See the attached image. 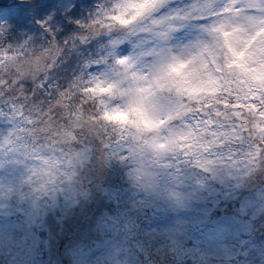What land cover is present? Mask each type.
Wrapping results in <instances>:
<instances>
[{"label": "clouds", "instance_id": "1", "mask_svg": "<svg viewBox=\"0 0 264 264\" xmlns=\"http://www.w3.org/2000/svg\"><path fill=\"white\" fill-rule=\"evenodd\" d=\"M217 194L259 239L195 264H264V0H0V214L56 225L0 264H182Z\"/></svg>", "mask_w": 264, "mask_h": 264}, {"label": "rangeland", "instance_id": "2", "mask_svg": "<svg viewBox=\"0 0 264 264\" xmlns=\"http://www.w3.org/2000/svg\"><path fill=\"white\" fill-rule=\"evenodd\" d=\"M236 207L237 209L234 210ZM213 208L221 211L227 209L220 215L211 218L208 226L204 227V218ZM250 214L248 209L242 208L239 199L224 197L222 194L209 197L185 216L187 223L183 227L186 232L182 239L187 251L184 253L182 263L195 262V258H199L201 253L219 260L228 257L232 252L234 253L233 242L252 227L253 220ZM168 222L169 220H165L161 223L167 224ZM55 228L51 213L37 217L35 222H29L22 212H14L7 217L0 214V239L5 237L6 229L7 236L19 245L22 252L32 248L37 251L42 250L46 240L51 242ZM198 228L201 230L197 231ZM258 239L259 236L253 238L251 244ZM247 249L243 251L245 258L248 255ZM185 256L189 257L188 261H185Z\"/></svg>", "mask_w": 264, "mask_h": 264}, {"label": "flooded vegetation", "instance_id": "3", "mask_svg": "<svg viewBox=\"0 0 264 264\" xmlns=\"http://www.w3.org/2000/svg\"><path fill=\"white\" fill-rule=\"evenodd\" d=\"M236 209H237V207H236V208H234V210H236ZM250 212H251V211H249V210H248V213H250ZM250 215H251V214H250Z\"/></svg>", "mask_w": 264, "mask_h": 264}]
</instances>
